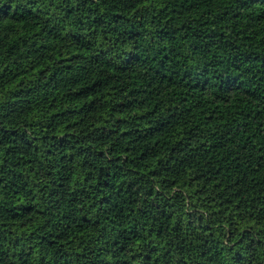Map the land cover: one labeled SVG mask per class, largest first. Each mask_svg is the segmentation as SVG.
Segmentation results:
<instances>
[{
  "label": "clouds",
  "instance_id": "clouds-1",
  "mask_svg": "<svg viewBox=\"0 0 264 264\" xmlns=\"http://www.w3.org/2000/svg\"><path fill=\"white\" fill-rule=\"evenodd\" d=\"M0 264H264V0H0Z\"/></svg>",
  "mask_w": 264,
  "mask_h": 264
},
{
  "label": "trees",
  "instance_id": "trees-1",
  "mask_svg": "<svg viewBox=\"0 0 264 264\" xmlns=\"http://www.w3.org/2000/svg\"><path fill=\"white\" fill-rule=\"evenodd\" d=\"M79 53H77L75 50L72 51V54L69 55L67 52H65L62 56L57 53V55L54 57V59L58 62H63V61H70L74 56L78 55ZM46 64H48L49 66H51L52 62L51 61H46ZM66 67L70 66V65H65ZM44 74L45 78L47 79L48 77H50L52 75L51 72H46L45 67L43 65L37 66L36 68H34L32 70L31 73H29V75L26 77V79H31V77L33 75H38V74ZM23 83V80H17L15 81L14 84L8 85L5 88V91H9L13 88L19 87L20 84ZM87 103L91 104L92 100L91 98H89L87 100ZM61 104H63V112L58 111V109L61 107ZM52 105H55V107H52ZM49 106L51 107V115L54 116H61L63 115L65 112L71 111V112H81L83 110L84 104L80 102V98L77 97V99H69V98H57V99H50L49 100ZM155 111V106L153 105L151 108H149L147 105L144 106L143 111L141 110H136L135 115L138 119L143 120V131L144 132H151L152 135L150 137L153 147H164L165 145L170 146L173 148V150L175 149L176 146H178L181 142L184 141L185 137H186V130L183 127H175L174 129H170L167 125H161L160 127H157V125L160 122H156L154 123L152 120V117L150 115V113ZM203 111V109H197L194 111V115L196 118V121H198L200 119V113ZM75 119V117L73 118ZM205 119H211L212 121H214L217 124H223L226 119L227 116L224 117L223 120H217L216 117H205ZM139 131V129H138ZM188 132H191L192 129L191 127H189V129L187 130ZM69 135H71V133H68ZM124 134V130L121 129V135ZM201 143H203V141H201ZM141 155H143V153H141ZM221 160L223 159V156L221 155L219 157ZM219 171V169H218Z\"/></svg>",
  "mask_w": 264,
  "mask_h": 264
}]
</instances>
